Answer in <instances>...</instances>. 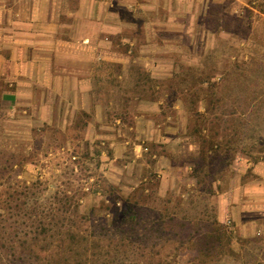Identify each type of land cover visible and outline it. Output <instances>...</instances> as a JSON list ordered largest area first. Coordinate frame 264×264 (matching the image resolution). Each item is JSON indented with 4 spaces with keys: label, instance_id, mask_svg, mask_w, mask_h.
Masks as SVG:
<instances>
[{
    "label": "rangeland",
    "instance_id": "obj_1",
    "mask_svg": "<svg viewBox=\"0 0 264 264\" xmlns=\"http://www.w3.org/2000/svg\"><path fill=\"white\" fill-rule=\"evenodd\" d=\"M229 2L201 16L216 43L187 47L185 61L199 66L176 60L170 75L151 77L131 64L100 79L109 124H132L142 99L162 102L155 115L170 139L153 145L160 163L133 172L132 139L111 170V144L92 137L90 114L49 123L48 110L0 102V264H264V237L241 238L221 216L241 158L264 159V18L250 28L253 14L225 12Z\"/></svg>",
    "mask_w": 264,
    "mask_h": 264
},
{
    "label": "crops",
    "instance_id": "obj_2",
    "mask_svg": "<svg viewBox=\"0 0 264 264\" xmlns=\"http://www.w3.org/2000/svg\"><path fill=\"white\" fill-rule=\"evenodd\" d=\"M217 1L0 0V102L12 110H48L49 123L62 114H90L92 137L105 138L111 144V170L120 165L117 161L125 157L126 145L132 139L133 172L151 166L148 158L159 159L160 163L162 156L153 153V145L166 144L170 139L168 129L155 115L162 102L142 99L138 104L140 113L133 114L132 124L116 119L112 125L107 122L108 105L97 100L95 92L100 90L101 78H121L128 74L131 64L140 66L151 77L170 75L176 60L199 66V62L185 61L189 55L186 49L215 48L216 31L200 19ZM228 1L225 12L240 19L253 14V20H248L250 28H255L253 23L259 16L264 18L260 7L264 0ZM123 9L131 13V20L125 18ZM127 29L133 31L132 36L123 35ZM171 32L177 33L173 40ZM197 32L209 40L202 42ZM247 43L243 41L242 45ZM121 44H129V52H122ZM114 68L121 71L116 73ZM97 129L113 132L102 135ZM239 166L238 183L226 193L221 216L225 220L228 215L227 223L239 237L261 238L264 159L252 162L251 158H241ZM122 167L126 168L124 164Z\"/></svg>",
    "mask_w": 264,
    "mask_h": 264
},
{
    "label": "trees",
    "instance_id": "obj_3",
    "mask_svg": "<svg viewBox=\"0 0 264 264\" xmlns=\"http://www.w3.org/2000/svg\"><path fill=\"white\" fill-rule=\"evenodd\" d=\"M192 70V69H191ZM201 75V77H202V79H201V85L203 86L204 84H209L210 83V81H211V76H208V77H205L204 75H205V73L204 72H201L200 73ZM203 77H205V78H203ZM215 148H217V147H215ZM208 151H207V155H210V154H213V152H215L214 150V145H212V147H210V146H208V149H207ZM12 257H16V254H15V252H14V254L12 255ZM3 256L2 255H0V260H3Z\"/></svg>",
    "mask_w": 264,
    "mask_h": 264
}]
</instances>
